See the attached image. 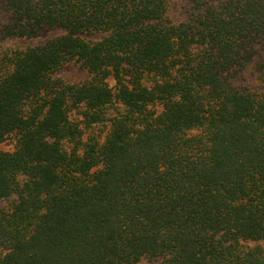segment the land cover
<instances>
[{"label":"trees","instance_id":"trees-1","mask_svg":"<svg viewBox=\"0 0 264 264\" xmlns=\"http://www.w3.org/2000/svg\"><path fill=\"white\" fill-rule=\"evenodd\" d=\"M0 9L4 38L65 30L0 51V264H264L243 243L264 240V92L230 80L264 51V0ZM72 59L84 80L58 75Z\"/></svg>","mask_w":264,"mask_h":264},{"label":"rangeland","instance_id":"rangeland-1","mask_svg":"<svg viewBox=\"0 0 264 264\" xmlns=\"http://www.w3.org/2000/svg\"><path fill=\"white\" fill-rule=\"evenodd\" d=\"M195 0H169V18L173 22L186 20L190 10L194 7ZM7 14L0 9V25L6 21ZM65 33L64 28L60 26L44 25L31 37L27 38H4L0 33V51H7L14 48H24L28 45L43 43L46 40ZM90 38H97L98 35H88ZM257 62V63H256ZM63 79L71 82H79L87 77V71L76 60H70L58 72ZM231 83L237 88H248L250 90L264 92V51H258L255 60L245 64L231 78ZM107 129V126H104ZM87 130V129H86ZM84 132V136L90 135L89 129ZM15 147L14 136H9L0 144V150H13ZM10 200L0 202L3 209L8 208ZM245 246L264 245V240L243 241ZM2 250L0 246V251ZM157 259L142 258L135 264H156Z\"/></svg>","mask_w":264,"mask_h":264}]
</instances>
